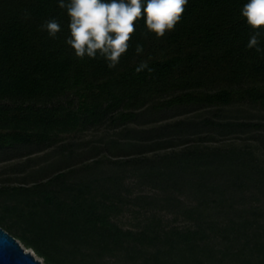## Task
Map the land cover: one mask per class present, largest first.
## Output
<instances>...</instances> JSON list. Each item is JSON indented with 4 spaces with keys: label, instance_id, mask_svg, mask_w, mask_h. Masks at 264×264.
<instances>
[{
    "label": "trees",
    "instance_id": "trees-1",
    "mask_svg": "<svg viewBox=\"0 0 264 264\" xmlns=\"http://www.w3.org/2000/svg\"><path fill=\"white\" fill-rule=\"evenodd\" d=\"M245 3L188 0L162 38L140 19L109 69L66 44L59 0H0V226L44 264H264V32L246 47Z\"/></svg>",
    "mask_w": 264,
    "mask_h": 264
},
{
    "label": "clouds",
    "instance_id": "clouds-1",
    "mask_svg": "<svg viewBox=\"0 0 264 264\" xmlns=\"http://www.w3.org/2000/svg\"><path fill=\"white\" fill-rule=\"evenodd\" d=\"M187 3L188 0H59L58 6L66 9L69 35L65 42L74 50L75 56L81 60L99 56L111 69L131 46V37L135 35V25L140 19H143L147 33L162 38L181 21ZM29 15L25 11V18ZM241 15L253 30L246 47L261 51L264 0H247ZM40 28L53 39L61 31V25L55 18L46 20ZM135 51L142 53V45L137 44ZM147 67V62L142 61L135 71L138 73Z\"/></svg>",
    "mask_w": 264,
    "mask_h": 264
},
{
    "label": "water",
    "instance_id": "water-1",
    "mask_svg": "<svg viewBox=\"0 0 264 264\" xmlns=\"http://www.w3.org/2000/svg\"><path fill=\"white\" fill-rule=\"evenodd\" d=\"M0 264H44L31 248L0 226Z\"/></svg>",
    "mask_w": 264,
    "mask_h": 264
},
{
    "label": "rangeland",
    "instance_id": "rangeland-1",
    "mask_svg": "<svg viewBox=\"0 0 264 264\" xmlns=\"http://www.w3.org/2000/svg\"><path fill=\"white\" fill-rule=\"evenodd\" d=\"M23 245V244H22ZM24 246V245H23Z\"/></svg>",
    "mask_w": 264,
    "mask_h": 264
}]
</instances>
